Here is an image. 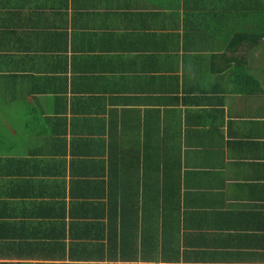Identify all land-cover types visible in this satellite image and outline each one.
<instances>
[{
  "label": "crops",
  "instance_id": "crops-1",
  "mask_svg": "<svg viewBox=\"0 0 264 264\" xmlns=\"http://www.w3.org/2000/svg\"><path fill=\"white\" fill-rule=\"evenodd\" d=\"M255 3L0 0V264H264Z\"/></svg>",
  "mask_w": 264,
  "mask_h": 264
},
{
  "label": "trees",
  "instance_id": "trees-1",
  "mask_svg": "<svg viewBox=\"0 0 264 264\" xmlns=\"http://www.w3.org/2000/svg\"><path fill=\"white\" fill-rule=\"evenodd\" d=\"M255 1H256V3H255V6H256V7H255L254 9H252V12H254V10H256V11L254 12V16H255V18L258 19L259 16H261V18H262V17H264V0H255ZM258 3L261 5L260 8H259V6H258V5H259ZM262 9H263V10H262ZM258 11H259L260 13H259ZM243 34L245 35L246 33H243ZM262 34H263V33H262ZM262 36H263V35H262ZM244 37H245V36L240 35L239 38H238V40L245 39ZM236 41H237V40H236ZM244 41H245V40L240 41V42H244Z\"/></svg>",
  "mask_w": 264,
  "mask_h": 264
},
{
  "label": "rangeland",
  "instance_id": "rangeland-1",
  "mask_svg": "<svg viewBox=\"0 0 264 264\" xmlns=\"http://www.w3.org/2000/svg\"><path fill=\"white\" fill-rule=\"evenodd\" d=\"M11 123L19 125V122L12 121ZM15 127H17V126H15ZM6 132H7V134L11 135V140L13 142L14 140H16V137H14L13 135H15L16 133H19V129H16L14 131V130H12V127H9V128H6Z\"/></svg>",
  "mask_w": 264,
  "mask_h": 264
}]
</instances>
